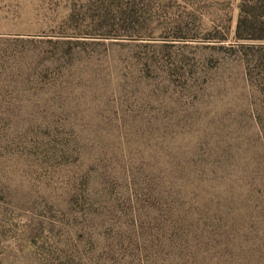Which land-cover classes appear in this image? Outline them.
I'll return each instance as SVG.
<instances>
[{
	"label": "rangeland",
	"instance_id": "374dc122",
	"mask_svg": "<svg viewBox=\"0 0 264 264\" xmlns=\"http://www.w3.org/2000/svg\"><path fill=\"white\" fill-rule=\"evenodd\" d=\"M241 4L0 0V264H264Z\"/></svg>",
	"mask_w": 264,
	"mask_h": 264
},
{
	"label": "trees",
	"instance_id": "16d2710c",
	"mask_svg": "<svg viewBox=\"0 0 264 264\" xmlns=\"http://www.w3.org/2000/svg\"><path fill=\"white\" fill-rule=\"evenodd\" d=\"M237 39L264 42V0H242Z\"/></svg>",
	"mask_w": 264,
	"mask_h": 264
}]
</instances>
